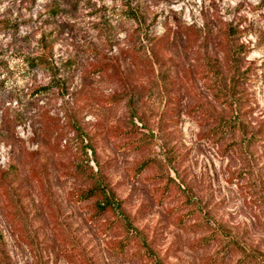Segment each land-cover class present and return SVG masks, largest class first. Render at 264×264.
I'll return each instance as SVG.
<instances>
[{"label":"rangeland","instance_id":"1","mask_svg":"<svg viewBox=\"0 0 264 264\" xmlns=\"http://www.w3.org/2000/svg\"><path fill=\"white\" fill-rule=\"evenodd\" d=\"M0 264H264V0H0Z\"/></svg>","mask_w":264,"mask_h":264},{"label":"trees","instance_id":"2","mask_svg":"<svg viewBox=\"0 0 264 264\" xmlns=\"http://www.w3.org/2000/svg\"><path fill=\"white\" fill-rule=\"evenodd\" d=\"M100 190L99 187L97 186H93L89 189H87V191L84 193L85 194V197H97V196H100L101 193H100ZM108 206V202H106L105 205H100L98 204V208L103 210L105 207Z\"/></svg>","mask_w":264,"mask_h":264}]
</instances>
